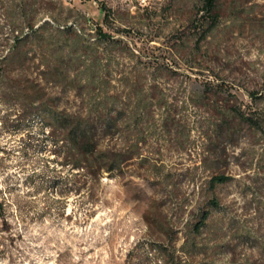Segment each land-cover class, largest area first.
I'll list each match as a JSON object with an SVG mask.
<instances>
[{"label":"rangeland","instance_id":"rangeland-1","mask_svg":"<svg viewBox=\"0 0 264 264\" xmlns=\"http://www.w3.org/2000/svg\"><path fill=\"white\" fill-rule=\"evenodd\" d=\"M200 9L0 0L1 44L39 27L7 75L45 111L0 92V264H264V0ZM57 112L112 173L71 168Z\"/></svg>","mask_w":264,"mask_h":264},{"label":"trees","instance_id":"trees-1","mask_svg":"<svg viewBox=\"0 0 264 264\" xmlns=\"http://www.w3.org/2000/svg\"><path fill=\"white\" fill-rule=\"evenodd\" d=\"M217 0H201V9L200 15L201 21L208 18L212 14L213 9L216 6ZM2 3V2H1ZM4 10L8 8V4L3 5ZM106 16V15H105ZM12 24V34H13V43L6 47L3 43H0L2 48L0 49V92H4L5 85L9 80L12 82V87L10 88V94L13 98L19 100L24 98L23 95L32 103V105L37 108L36 111L38 114L44 116L45 111L41 107L40 98L37 96L36 91L30 90L26 92L18 84L17 78H10L7 75V67L15 61H20L27 58V55L32 58L34 50L36 36L39 32V27H34L33 24L29 23L27 25L28 29L23 30L22 26H19L16 20L12 19L7 15ZM202 25V24H201ZM2 26L0 25V31ZM16 33H13V32ZM30 45V50L21 52L20 49L25 45ZM14 81V82H13ZM48 114H46L47 116ZM22 115H19V118H22ZM55 122L59 125L57 126L61 133L63 134L61 138L66 147L65 157L67 162L70 164L71 168H85L91 169L95 173H100L101 171H108L112 173L116 169L118 159L113 155L111 156L105 150H100L97 148L96 143L93 141L92 134L89 133L88 127L84 124L86 122L85 118L76 116L77 120L74 122L72 120V115L69 113L61 114L60 112L53 113L51 115ZM18 116L14 119L19 122ZM248 119V118H247ZM228 176L225 175H216L211 178V184L215 185L218 183H223L228 180ZM212 206L217 207L219 202L216 199L211 200ZM5 215V206L4 202L0 200V216L4 217ZM206 217V214L203 218ZM204 221V220H203ZM201 221V223H203Z\"/></svg>","mask_w":264,"mask_h":264}]
</instances>
